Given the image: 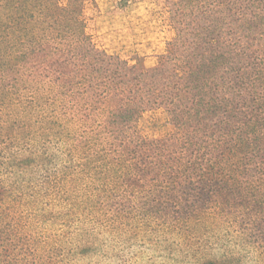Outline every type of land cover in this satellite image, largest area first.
Wrapping results in <instances>:
<instances>
[{
  "label": "trees",
  "instance_id": "trees-1",
  "mask_svg": "<svg viewBox=\"0 0 264 264\" xmlns=\"http://www.w3.org/2000/svg\"><path fill=\"white\" fill-rule=\"evenodd\" d=\"M82 2L0 0V174L18 173L9 188L0 181V264L4 207L37 193L38 152L58 166L68 157L54 177L41 165L55 185L111 180L165 221L184 220L182 199L202 213L214 200L241 207L264 239V0H167L175 37L148 71L96 49L80 30ZM201 188L214 199L193 194Z\"/></svg>",
  "mask_w": 264,
  "mask_h": 264
},
{
  "label": "rangeland",
  "instance_id": "rangeland-1",
  "mask_svg": "<svg viewBox=\"0 0 264 264\" xmlns=\"http://www.w3.org/2000/svg\"><path fill=\"white\" fill-rule=\"evenodd\" d=\"M57 1L67 5V0ZM169 9L167 0H83L80 30L97 50L148 71L162 65L175 37ZM158 128L157 135L163 136L171 126L164 119ZM153 130L146 129L144 135L154 136ZM53 152L51 146L49 154ZM38 156L37 163L48 171L41 165L30 171L37 193L16 197L4 207L2 224L9 240L1 264H201L223 258L231 264H264V239L257 240L254 227L249 230L241 207H216L213 188L193 192L212 195V208L206 212L182 199L184 220L151 219L152 213L143 215L139 197L130 198L111 180L81 173L73 182L53 184L57 179L47 180L44 171L54 177L68 167V157L58 166ZM17 177L10 170L0 174V181L9 188ZM127 191L138 194L137 189ZM191 206L193 217L185 214Z\"/></svg>",
  "mask_w": 264,
  "mask_h": 264
}]
</instances>
